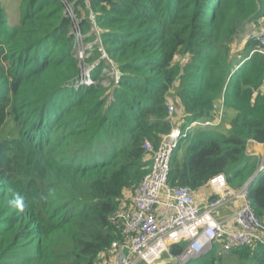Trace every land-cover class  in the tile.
<instances>
[{
	"label": "trees",
	"instance_id": "obj_1",
	"mask_svg": "<svg viewBox=\"0 0 264 264\" xmlns=\"http://www.w3.org/2000/svg\"><path fill=\"white\" fill-rule=\"evenodd\" d=\"M89 7L119 73L111 87L101 84L100 61L94 85L73 88L79 68L61 0H0V264L102 262L121 240L109 217L150 167L143 145L156 149L172 128L171 100L182 128L213 120L220 101L231 118L226 132L197 127L179 143L170 187L196 191L223 174L238 189L257 169L247 148L264 143V93H253L264 82V56L252 54L250 39L231 50L264 19V0H90ZM81 24L87 33L88 22ZM247 195L264 222V172ZM17 198L22 208L10 203ZM215 246L185 264H264V244L228 254Z\"/></svg>",
	"mask_w": 264,
	"mask_h": 264
},
{
	"label": "built area",
	"instance_id": "obj_2",
	"mask_svg": "<svg viewBox=\"0 0 264 264\" xmlns=\"http://www.w3.org/2000/svg\"><path fill=\"white\" fill-rule=\"evenodd\" d=\"M64 15L71 20L72 36L74 38L75 58L78 62L79 74L73 88L94 85L91 78L93 69L100 61L105 63L101 74L107 72L109 65H114V84L119 73L115 64L107 56L101 31L96 17L89 7L90 0H78L84 3V11L74 9L66 0H61ZM80 16H78L77 14ZM86 20L89 25L87 33L82 32L81 22ZM256 43L252 52L264 56V19L254 24L249 38ZM95 53L99 58L92 64L88 63ZM264 82L253 91L264 93ZM174 105L167 103V114L172 118ZM223 101L215 107L213 120L196 121L184 128L171 121L172 128L164 135L154 149L150 143L143 145L145 156L151 164L147 173L134 190L131 200H123L118 209L109 217L110 221L120 227L121 240L111 244L108 256L103 257V264H159L163 256L169 257L177 264H185L197 259L218 245L224 254L240 246L264 244L262 221L256 217L247 195V183L238 189H233L227 183L223 174L210 179L206 186L210 198L200 205L196 201L195 192L188 187H170L168 174L172 154L179 143L197 127L215 129L223 121ZM173 119V118H172ZM260 145L262 150L255 154L250 145ZM251 142L247 148L250 155L258 158L255 177L264 172V143ZM202 187V188H204ZM232 207L230 216L224 221H218L217 215L222 208ZM263 229V228H262ZM182 245L180 254L172 256L170 247Z\"/></svg>",
	"mask_w": 264,
	"mask_h": 264
},
{
	"label": "rangeland",
	"instance_id": "obj_3",
	"mask_svg": "<svg viewBox=\"0 0 264 264\" xmlns=\"http://www.w3.org/2000/svg\"><path fill=\"white\" fill-rule=\"evenodd\" d=\"M14 6H10V8H9V13L10 14H12V12H13V10H14ZM244 38V37H243ZM242 38V39H243ZM249 38V37H248ZM248 38H246V39H248ZM240 40H241V38H240ZM240 42L241 41H239V43L238 44H240ZM244 42V41H243ZM236 44V43H235ZM237 45V44H236ZM238 46V45H237ZM241 46V45H240ZM239 46V47H240ZM231 52H233V53H231V54H233V55H235V53L236 52H238L237 50H235V51H231ZM182 61H184V59H182ZM115 70V68H114V65H109V67H108V69H107V72H104V73H102L103 75H100L99 77H100V81H101V84H102V86L103 87H111V85L113 84V82H114V80H115V77L113 76L112 77V73L111 72H113ZM170 103L171 104H173L174 105V103L172 102V100L170 101ZM217 104V103H216ZM216 104H215V107H216ZM175 107V106H174ZM231 112L230 111H228L227 112V114L225 113V111L223 110V113L222 114H224L223 115V121H222V123H221V125L220 126H218L217 128H215V129H212V130H216V131H219V132H226L227 130H228V122H229V119L231 118V114H230ZM233 113V112H232ZM181 114H178V110L176 109V111H175V108H174V113H173V115H172V118H173V122H176V121H178V123L179 124H182L183 122V120H182V117L180 116ZM182 152H183V147H182V145L179 147V149L177 150V156H178V159L180 160L181 159V155H182ZM263 228V229H262ZM262 228H261V230H263V233H264V222H262ZM216 247V249H217V252H219V253H221V254H223V252L221 251V249H219V247L216 245L215 246ZM169 260H171L169 257H167V256H163V258L160 260V263L159 264H163V263H165V262H168ZM99 264H103V262H100Z\"/></svg>",
	"mask_w": 264,
	"mask_h": 264
},
{
	"label": "crops",
	"instance_id": "obj_4",
	"mask_svg": "<svg viewBox=\"0 0 264 264\" xmlns=\"http://www.w3.org/2000/svg\"><path fill=\"white\" fill-rule=\"evenodd\" d=\"M252 29H253V27L252 26H249V28L246 30V34L245 35H241L236 41H235V43L238 45H234L233 47H232V50L231 51H235V50H237V51H240V49L242 48V45L245 43V41L246 40H248V39H246V38H248L249 37V35L251 34V31H252ZM244 37V38H243ZM240 38H241V40H240ZM243 38V39H242ZM239 41H241L240 42V44H238L239 43ZM244 41V42H243ZM241 45V46H240ZM240 46V47H239ZM264 91V90H263ZM220 105V102H217V104H216V106H219ZM229 110H227V111H225V113L227 114V112H228ZM178 114H180V113H178ZM231 114V113H230ZM181 116V115H180ZM182 117V116H181ZM183 118V117H182ZM183 122V121H182ZM179 124L178 123V121H176L174 124ZM180 125V124H179ZM252 151L253 153H255V154H258L261 150H262V147L260 146V145H250L249 146V151ZM147 159H148V157H147ZM210 191H209V189L207 188V187H204V188H201L198 192H195V194H194V196H196V201H197V203H199L200 205H203L207 200H208V198H210ZM131 196H132V194H128V193H126V194H124V197L127 199V200H131L132 198H131ZM231 211H232V207H231V205L230 206H227V207H225V208H222L220 211H219V213H218V215H217V220L219 221H224L225 219H227L229 216H230V213H231Z\"/></svg>",
	"mask_w": 264,
	"mask_h": 264
},
{
	"label": "clouds",
	"instance_id": "obj_5",
	"mask_svg": "<svg viewBox=\"0 0 264 264\" xmlns=\"http://www.w3.org/2000/svg\"><path fill=\"white\" fill-rule=\"evenodd\" d=\"M10 203L12 204V206L17 207V208H22V200L20 198H17L13 201H10Z\"/></svg>",
	"mask_w": 264,
	"mask_h": 264
},
{
	"label": "water",
	"instance_id": "obj_6",
	"mask_svg": "<svg viewBox=\"0 0 264 264\" xmlns=\"http://www.w3.org/2000/svg\"><path fill=\"white\" fill-rule=\"evenodd\" d=\"M254 178H255V175L248 181L247 185H249L251 181H253Z\"/></svg>",
	"mask_w": 264,
	"mask_h": 264
},
{
	"label": "bare ground",
	"instance_id": "obj_7",
	"mask_svg": "<svg viewBox=\"0 0 264 264\" xmlns=\"http://www.w3.org/2000/svg\"><path fill=\"white\" fill-rule=\"evenodd\" d=\"M92 75V74H91Z\"/></svg>",
	"mask_w": 264,
	"mask_h": 264
}]
</instances>
